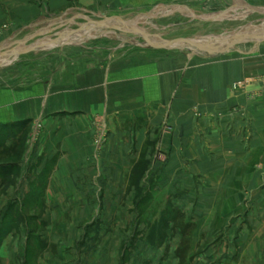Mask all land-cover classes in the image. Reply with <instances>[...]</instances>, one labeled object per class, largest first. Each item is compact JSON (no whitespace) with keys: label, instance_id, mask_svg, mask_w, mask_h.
I'll return each instance as SVG.
<instances>
[{"label":"rangeland","instance_id":"rangeland-1","mask_svg":"<svg viewBox=\"0 0 264 264\" xmlns=\"http://www.w3.org/2000/svg\"><path fill=\"white\" fill-rule=\"evenodd\" d=\"M26 23L0 29V107L19 99L31 116L49 107V116L91 117L96 160L112 130L130 134L121 146L130 170L96 169L103 191L123 200L101 204L107 218L90 219L71 253L84 264H264V0L78 2ZM191 69H216L227 82L219 96L223 81L217 76L215 93L201 75L187 113L199 155L170 164L145 131L173 133L179 76ZM33 128L41 130L32 118L0 123L1 166L11 153L19 158ZM32 205L17 219L9 205L2 220L21 251L46 245ZM112 212L115 237L98 228L110 233Z\"/></svg>","mask_w":264,"mask_h":264},{"label":"crops","instance_id":"crops-1","mask_svg":"<svg viewBox=\"0 0 264 264\" xmlns=\"http://www.w3.org/2000/svg\"><path fill=\"white\" fill-rule=\"evenodd\" d=\"M114 1L116 0H0V29L3 26L6 27L3 33L14 26L28 24L26 22L32 21L44 11H62L71 3L79 2L86 6L107 5ZM204 73L208 81L212 82L213 88L216 87L217 76L220 79L219 82L223 81L217 88V91L221 92L219 96H222L227 77L217 74L216 69L188 70L181 77L179 76L180 88L172 101L168 116L174 127L173 133L160 134L156 132L155 127L145 131L148 133L149 140L154 141L157 137L160 152L171 157L170 164L176 163L173 160L175 156L199 155V147L194 146L192 135L194 121L188 112L190 106L195 104V95L199 93L200 78ZM166 82L168 81H165V86L168 87L169 83ZM185 87L191 89L185 90ZM213 91L217 93L216 88ZM10 100L5 101L0 107V123L12 124L32 118L33 125H38L41 130L34 131L33 128L34 132L28 135L26 146L20 150L23 152L18 159L11 153L12 159L4 166L0 165V264H84V258L73 255L71 252L82 249V244L77 246L75 243L81 235H87L89 220L94 218V221H97L107 218L104 217V212L100 208L104 201H112L118 205L123 200L121 194L111 195L112 193L106 194L103 191V177L97 176L96 169L101 172L109 169L112 173L130 170L129 160L127 159V164L123 159L121 161V155L124 157L121 146L124 149L127 148L122 141L127 138L129 142L130 134L125 135V132L112 130L113 133L108 135V142L104 148H101V155L96 160L91 117L49 116L47 104L48 111L43 112H47V115L38 111L37 115L31 116L23 111V106L20 105L21 100ZM206 100L209 108H215L217 105L209 104V98ZM54 112L55 110L52 109V113ZM152 124L154 126L156 123ZM21 136L18 132L12 136L11 141L14 140L17 146L22 143ZM7 139L10 140V137L8 136ZM196 143L199 145L198 141ZM5 144L8 146L9 142ZM149 154L148 151V156ZM179 162V165H183L181 160ZM177 167L176 164L175 168ZM26 204H33V210L38 212L33 214H36L38 221L44 222L38 234L45 239L46 248L39 245L34 248L35 251L27 250L25 247L21 251L22 247L17 245L19 240L21 242L19 234L14 230H5L6 223L3 224L2 220L9 210L8 206L14 205V214L17 219L18 209L20 217H23ZM74 205L79 207L75 210ZM56 212L62 216V226H57L54 215ZM120 215L124 217L123 214L120 213ZM111 216L110 233L102 229V226L98 228L102 230L100 234L106 233L115 237L120 231L119 214L112 212ZM77 219L80 222L74 221ZM117 247L119 245L116 243L115 249ZM19 252L22 254L20 255ZM34 253L37 255L33 256Z\"/></svg>","mask_w":264,"mask_h":264},{"label":"built area","instance_id":"built-area-1","mask_svg":"<svg viewBox=\"0 0 264 264\" xmlns=\"http://www.w3.org/2000/svg\"><path fill=\"white\" fill-rule=\"evenodd\" d=\"M4 28H5V26H4Z\"/></svg>","mask_w":264,"mask_h":264}]
</instances>
